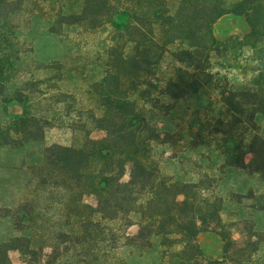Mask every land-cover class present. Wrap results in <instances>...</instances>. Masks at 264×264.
<instances>
[{"label":"rangeland","instance_id":"rangeland-1","mask_svg":"<svg viewBox=\"0 0 264 264\" xmlns=\"http://www.w3.org/2000/svg\"><path fill=\"white\" fill-rule=\"evenodd\" d=\"M91 1L94 7L82 16L85 0H23V13L15 20L18 46L24 53L19 59L11 58L13 65L8 64L6 78L0 82V123L17 125L25 108L31 122L45 128L39 140L17 146L0 143V245L9 242L20 247L9 250L12 264H175L159 244L149 250L126 244L120 238L119 223L100 220V215L94 218L101 225L92 226L81 237L73 234L76 218L68 207L80 201L93 204L96 197L87 194L84 181L81 192L71 189L76 181L73 177L62 180L55 153L49 160L45 149L53 144L82 146L88 134L72 123L90 121L74 109L101 106L100 93L109 89L127 92L161 133L179 129L184 136L183 146H172V140H163L171 138L163 135L152 142V153L162 176L196 181L205 187V195L218 199L221 222L198 237L202 259L264 264V171L230 164L226 155L228 132L245 131L247 142L254 130L235 123L220 96L224 87L264 86V42L259 40L264 6L257 9L262 17L259 32L249 38L251 26L245 16L225 13L216 19L212 32L218 39L234 36L235 41L244 39L249 44L239 55L231 42L230 48L225 45L227 50H212L205 62L209 80L200 75L203 85L195 93L174 98L171 92L187 91L192 84L172 80H190L188 71L193 72L194 66L187 61L204 58L202 51L194 57L184 51L210 43L209 35L202 34L201 16L212 1L166 0L173 14L179 12V19L163 24L153 22L160 0H111L115 7L139 11L130 26H116L114 20L123 22V18L98 12L106 10L102 0ZM107 75L108 81L103 82ZM148 92L153 98L145 96ZM22 98L25 101L16 100ZM163 105L172 110L154 108ZM256 121L264 135L263 113L256 115ZM192 129L201 136L188 141ZM90 135L101 137L102 132L93 130ZM251 155H246L247 161ZM257 160L256 167H263V155ZM26 210L31 222L24 218ZM135 228L127 227V231Z\"/></svg>","mask_w":264,"mask_h":264},{"label":"trees","instance_id":"trees-1","mask_svg":"<svg viewBox=\"0 0 264 264\" xmlns=\"http://www.w3.org/2000/svg\"><path fill=\"white\" fill-rule=\"evenodd\" d=\"M85 1L82 16L87 13L86 10H89L91 5L94 7L91 0ZM160 1L161 5L153 11L155 21H152L163 24L177 21L179 12L173 14L165 5L166 0ZM211 1V7L204 9L201 16V22H204L201 27L202 34L209 35L210 43H204L197 50L184 51L192 57L198 56L202 51L201 55H204V58L202 56L196 59L195 63H192V60L187 61L189 66H194L193 72L188 71L190 80L181 79V77L179 80H172L192 84V88L187 91L171 92L174 98L195 93L203 85L200 75L204 76V80H209L211 72L208 71L205 62L209 61L212 50L221 52L222 47L227 50L225 45L230 48L232 43L234 53L239 55L249 44L244 39L238 38L235 41L234 36L218 39L212 32L217 18L225 13L245 16L251 26V32L247 37L259 32L262 17L257 15V9L261 5L264 6V0H231L229 4L227 0ZM102 2V7L106 10H100L101 8L98 10L95 6L96 11L100 13L102 11V14L104 12L112 18L116 16L123 18V22L113 19L116 26L124 24V26H130L134 17L140 16L137 10L121 9L110 5L111 0H102ZM23 10V0H0V82L6 78L8 64L13 65L10 62L11 58L19 59L24 53L22 47L18 46V23L15 21L22 15ZM262 27V39L259 40L264 42V15ZM108 79L107 75L103 82ZM100 96L103 98L101 106L91 109H74L79 117L86 114L90 121L75 120L72 123L75 129L84 130L88 134L82 146L53 144L45 149L49 160L50 154L55 153L54 163L63 173L62 180L68 182L73 177L76 181V185L69 186L71 189L81 192L80 182L84 181L87 194L96 197V202L93 204L82 205L80 201L68 207L69 212L75 213L76 218L73 234L81 237L92 226L101 225V219H105L119 223L121 230L123 229L120 238H123L126 244L142 250H149L159 244L165 254L173 258L175 264H224L225 259H211L205 262L202 259L204 251L198 239L201 232L210 230L216 223L221 222L220 208L217 206L218 199L205 195V187L196 181H182L162 176L160 166L152 153V142L160 140L163 135L171 138L163 139L166 143L172 140V146L175 143L181 145L180 142L184 136L180 130L161 133L157 128L155 129L147 118L145 109L138 107L127 92L109 89L100 93ZM145 96L153 98L152 92L146 93ZM220 96L235 123H241L246 130H254L253 136L247 142H245V131H240L238 134L235 132L226 134L228 162L242 168H249L253 172L264 171V135L258 131L256 121L258 113L261 112L264 115V86L224 87L220 90ZM16 100L23 102L25 98ZM154 108L164 112L172 110L166 105ZM28 114V110L24 108L17 119L22 123L21 125L25 126H21L18 122L15 126L10 123H0L1 144L17 146L31 139H41L39 136H43L45 126L38 121L31 122L32 118ZM149 129V133L146 134ZM93 130L101 131V137L90 135ZM189 134L188 141L196 140L201 136L200 133H194L193 129ZM248 153L252 155L247 161ZM260 155H263V167H256V164L260 163L257 160ZM83 207H85L84 211L79 210ZM25 214L27 215L24 218L31 222L33 219L30 217V211L26 210ZM96 215L101 216L100 220L94 218ZM131 226H135V230L127 231V227ZM25 239L29 240L28 237ZM16 240L19 241L22 238L17 237ZM224 241L225 252H228L229 244L226 239ZM27 246L29 247L28 244ZM13 248L20 247L16 243L11 247L9 242L0 245V264H12L9 250Z\"/></svg>","mask_w":264,"mask_h":264}]
</instances>
